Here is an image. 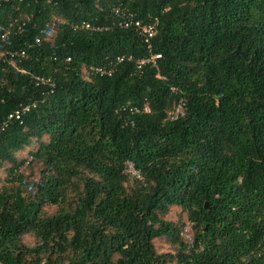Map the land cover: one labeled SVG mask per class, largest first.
Wrapping results in <instances>:
<instances>
[{
	"label": "trees",
	"instance_id": "trees-1",
	"mask_svg": "<svg viewBox=\"0 0 264 264\" xmlns=\"http://www.w3.org/2000/svg\"><path fill=\"white\" fill-rule=\"evenodd\" d=\"M116 6L158 20L161 78L136 71L148 51L134 29L40 33L55 16L107 25ZM12 18L25 26L3 42ZM0 48L27 54L0 60V128L31 106L0 131V264H264V0H11Z\"/></svg>",
	"mask_w": 264,
	"mask_h": 264
},
{
	"label": "built area",
	"instance_id": "built-area-1",
	"mask_svg": "<svg viewBox=\"0 0 264 264\" xmlns=\"http://www.w3.org/2000/svg\"><path fill=\"white\" fill-rule=\"evenodd\" d=\"M11 0H0V6L1 3H7ZM22 1V0H21ZM19 8H16V11H18ZM11 16V14L9 15ZM111 19L109 21V24L107 25H94L91 24L89 21H72L67 22L66 20L55 16L50 22H47L45 25V28L40 31L42 36L48 37L50 35H54L56 33L55 28L58 24H68L73 30H90L93 32H104V31H110L113 28H119V29H134V31L138 32L140 37L144 40V43L147 45V56L136 63V71L142 70L146 65L152 64L154 68H156L157 72L159 71V65L158 61L161 59V54L154 53L152 51V39L157 35V26H158V20L154 19L151 22H141L140 20L136 19L135 14L125 8V7H112L111 8ZM28 19V16H26ZM17 24V32L21 33L23 31V27L25 26V22L19 24L17 19H13L8 24V29L1 35V39L3 42H6L7 36L10 33V29L13 28V24ZM36 43L41 42V36L36 37L35 39ZM17 55L19 58H26L27 54L24 50H20L17 52H12L11 50H5L3 48H0V60L2 62H7V57H14ZM132 59L131 56L127 58L128 61ZM125 60L124 56L118 57L117 61L122 62ZM67 62H70V58L66 59ZM8 63L12 66H15L14 62L11 60L8 61ZM85 71H88L90 74H99L100 76L103 75H110L111 72L108 70H105L99 66H90L87 69L83 70V73H86ZM157 77L161 78L159 75V72L157 74ZM36 83L38 84H46L49 80L41 77H35ZM173 92H176L173 88L171 89ZM185 99L180 97L178 100H176L171 109L167 112L166 119L168 121H176L181 117H184L185 115ZM34 106V105H33ZM31 109L30 105L24 106L21 109H17L13 111L8 117L7 120L3 123V125L0 128V131H3L7 126L9 121L12 120H20L23 115L28 113ZM131 112H140V110L137 107L130 108ZM141 111L143 113H149V107L147 104H144L141 108ZM125 173H128L134 177H139V173L134 168L133 163L127 164V169ZM183 235L185 236L187 243H191L192 240V233L190 226L187 224L184 228Z\"/></svg>",
	"mask_w": 264,
	"mask_h": 264
},
{
	"label": "rangeland",
	"instance_id": "rangeland-1",
	"mask_svg": "<svg viewBox=\"0 0 264 264\" xmlns=\"http://www.w3.org/2000/svg\"><path fill=\"white\" fill-rule=\"evenodd\" d=\"M22 173L25 174V175H29L30 174V170L29 168L26 167H23L22 168ZM35 173V177L33 178V181H37L38 180V172L37 171H34ZM4 176V174H2V177ZM57 210V207L53 206V205H46L44 206V211L46 213H49V214H52L54 212H56ZM167 219L169 221H172V222H176L178 221L179 219L182 220L183 223H186L188 222L186 220V214L181 212V209L180 208H177V207H172L167 215ZM194 231H192L191 229V233H193ZM26 243L28 245H35V243L37 242L36 238L34 236H27L26 239H25ZM157 249L159 252H171V248H169L166 243H163L161 241H157L155 243Z\"/></svg>",
	"mask_w": 264,
	"mask_h": 264
},
{
	"label": "water",
	"instance_id": "water-1",
	"mask_svg": "<svg viewBox=\"0 0 264 264\" xmlns=\"http://www.w3.org/2000/svg\"><path fill=\"white\" fill-rule=\"evenodd\" d=\"M235 54H236V55H240V56L244 57V58L247 60V56H246L243 52H241V51L239 50V48H237V49L235 50ZM205 209L208 210L209 208L205 205Z\"/></svg>",
	"mask_w": 264,
	"mask_h": 264
},
{
	"label": "clouds",
	"instance_id": "clouds-1",
	"mask_svg": "<svg viewBox=\"0 0 264 264\" xmlns=\"http://www.w3.org/2000/svg\"><path fill=\"white\" fill-rule=\"evenodd\" d=\"M188 225H189V224H188ZM189 226H190V225H189ZM190 229H192L191 226H190Z\"/></svg>",
	"mask_w": 264,
	"mask_h": 264
}]
</instances>
